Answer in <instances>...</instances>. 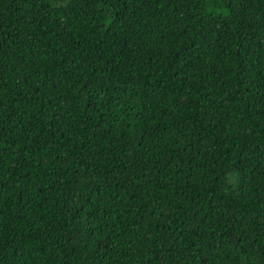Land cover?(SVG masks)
<instances>
[{"label":"trees","instance_id":"obj_1","mask_svg":"<svg viewBox=\"0 0 264 264\" xmlns=\"http://www.w3.org/2000/svg\"><path fill=\"white\" fill-rule=\"evenodd\" d=\"M0 264H264V0H0Z\"/></svg>","mask_w":264,"mask_h":264},{"label":"rangeland","instance_id":"obj_2","mask_svg":"<svg viewBox=\"0 0 264 264\" xmlns=\"http://www.w3.org/2000/svg\"><path fill=\"white\" fill-rule=\"evenodd\" d=\"M219 12V11H218Z\"/></svg>","mask_w":264,"mask_h":264}]
</instances>
